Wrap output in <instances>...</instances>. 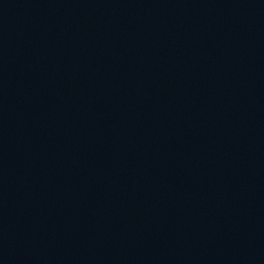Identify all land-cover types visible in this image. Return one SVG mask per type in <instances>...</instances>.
Segmentation results:
<instances>
[{
	"label": "water",
	"instance_id": "water-1",
	"mask_svg": "<svg viewBox=\"0 0 264 264\" xmlns=\"http://www.w3.org/2000/svg\"><path fill=\"white\" fill-rule=\"evenodd\" d=\"M0 264H264V0H0Z\"/></svg>",
	"mask_w": 264,
	"mask_h": 264
}]
</instances>
